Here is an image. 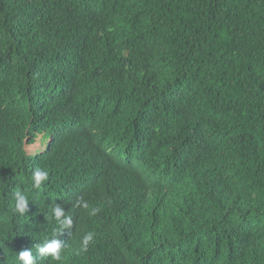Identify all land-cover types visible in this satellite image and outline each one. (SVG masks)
I'll list each match as a JSON object with an SVG mask.
<instances>
[{"label": "trees", "instance_id": "16d2710c", "mask_svg": "<svg viewBox=\"0 0 264 264\" xmlns=\"http://www.w3.org/2000/svg\"><path fill=\"white\" fill-rule=\"evenodd\" d=\"M21 250L264 264V0H0V264Z\"/></svg>", "mask_w": 264, "mask_h": 264}, {"label": "clouds", "instance_id": "9594fccd", "mask_svg": "<svg viewBox=\"0 0 264 264\" xmlns=\"http://www.w3.org/2000/svg\"><path fill=\"white\" fill-rule=\"evenodd\" d=\"M39 137V136H38ZM38 139V138H37ZM36 142V141H35ZM34 142V143H35ZM33 144V143H32ZM48 176V172L41 171L39 168L35 170V172L32 175V180L34 181L35 186L39 187L41 182L44 181ZM18 195V192H17ZM26 205H27V198L25 196H19L18 200H16V210H18L20 213H24L26 210ZM84 208H88L87 204L83 205ZM55 216L57 220L63 215L61 209L59 207H56L53 209ZM95 211L93 210L92 214L95 215ZM65 223H70V221H65ZM58 230L54 231L53 233V238L50 240V242H46L43 246L38 248V251L41 255H51L52 259L55 261H61L62 256H61V245L57 239H55V235ZM94 237L91 232L87 233L83 237V243L82 246L84 249L88 247V245L93 241ZM21 264H34V258L31 255L30 250H21L17 253V256L15 258Z\"/></svg>", "mask_w": 264, "mask_h": 264}, {"label": "rangeland", "instance_id": "374dc122", "mask_svg": "<svg viewBox=\"0 0 264 264\" xmlns=\"http://www.w3.org/2000/svg\"><path fill=\"white\" fill-rule=\"evenodd\" d=\"M36 142L33 144H25V150L28 154H35L37 152H42L45 148V143L49 141V136L46 133L37 136Z\"/></svg>", "mask_w": 264, "mask_h": 264}]
</instances>
